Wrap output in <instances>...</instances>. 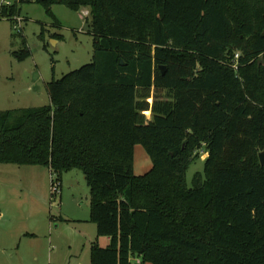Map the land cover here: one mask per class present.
Masks as SVG:
<instances>
[{"label": "trees", "instance_id": "obj_1", "mask_svg": "<svg viewBox=\"0 0 264 264\" xmlns=\"http://www.w3.org/2000/svg\"><path fill=\"white\" fill-rule=\"evenodd\" d=\"M24 4L58 26L53 6L89 9L94 55L47 84L50 105L0 112V164L47 168L53 199L84 173L111 239L91 264H264V0H10L0 19Z\"/></svg>", "mask_w": 264, "mask_h": 264}, {"label": "rangeland", "instance_id": "obj_2", "mask_svg": "<svg viewBox=\"0 0 264 264\" xmlns=\"http://www.w3.org/2000/svg\"><path fill=\"white\" fill-rule=\"evenodd\" d=\"M20 8L21 34L11 21L0 19V112L50 105L47 84L93 61L89 9L53 6L58 26L42 5ZM25 51L29 55L22 59L15 55ZM152 95L150 104L155 102ZM145 116L151 120L152 111ZM205 159L203 153L190 167L189 186L203 172ZM151 168L150 157L138 145L135 175ZM52 178L45 167L0 164V264H91V245L98 236L90 222L86 177L79 169L66 172L54 199Z\"/></svg>", "mask_w": 264, "mask_h": 264}, {"label": "built area", "instance_id": "obj_3", "mask_svg": "<svg viewBox=\"0 0 264 264\" xmlns=\"http://www.w3.org/2000/svg\"><path fill=\"white\" fill-rule=\"evenodd\" d=\"M3 4H9V2L6 3V0H2V4H0V6H2ZM18 21L21 22L22 20L17 19V24L15 25V29L18 32H21V25H19ZM53 190L55 191V193L58 194L59 193V184H57L56 186L54 185ZM140 263H141V260L137 259L136 264H140Z\"/></svg>", "mask_w": 264, "mask_h": 264}, {"label": "crops", "instance_id": "obj_4", "mask_svg": "<svg viewBox=\"0 0 264 264\" xmlns=\"http://www.w3.org/2000/svg\"><path fill=\"white\" fill-rule=\"evenodd\" d=\"M145 113H147V112H145ZM95 242H97L101 247H107V246H109V244H110V242H111V239L110 238H107V237H102V238H97L96 237V240H94L93 242H92V245H91V251H92V246H93V244L95 243Z\"/></svg>", "mask_w": 264, "mask_h": 264}, {"label": "water", "instance_id": "obj_5", "mask_svg": "<svg viewBox=\"0 0 264 264\" xmlns=\"http://www.w3.org/2000/svg\"><path fill=\"white\" fill-rule=\"evenodd\" d=\"M161 69H162L163 73L166 72L165 67H162ZM259 158H260V163H261V165L264 167V151H262V152L259 154Z\"/></svg>", "mask_w": 264, "mask_h": 264}]
</instances>
